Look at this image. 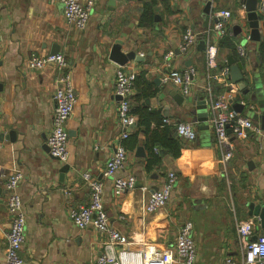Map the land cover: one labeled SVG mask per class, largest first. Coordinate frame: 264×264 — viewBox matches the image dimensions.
<instances>
[{"label": "crops", "instance_id": "crops-1", "mask_svg": "<svg viewBox=\"0 0 264 264\" xmlns=\"http://www.w3.org/2000/svg\"><path fill=\"white\" fill-rule=\"evenodd\" d=\"M248 2L93 0L87 27L77 31L66 25L61 0H0V175L8 176L14 169L22 174L16 190L26 218L25 241L19 252L23 264H96L103 237L91 228L77 229L68 217L71 207L88 202L83 173L103 184L109 223L130 242L121 246L128 251L142 248L141 242L153 252L174 247L182 224L189 220L196 264H224L226 257L241 258L235 230L238 221L253 218L255 234L264 233L260 218L249 214L257 206L264 209L263 108L253 102L252 111L240 113L259 130H248L243 138L228 130L232 156L224 164L209 109L206 102H200L208 80L213 94L228 100L232 109L237 102L250 101L247 87L241 89L230 77L227 81L234 88L217 79L221 69L229 67L227 57L232 56L228 51L223 58L217 47L220 38L212 29L207 38L205 31L217 19L210 16L223 9L231 12L227 36L235 46L240 43L247 49L246 60L236 59L243 65V80L251 88L260 79L264 88L259 41L245 40L250 33ZM257 16L261 36L264 15ZM186 28L197 38L184 54L178 46ZM207 44L217 48L213 67L206 64ZM115 45L122 55L133 56L117 63L110 57ZM168 52L172 55L166 60ZM56 53L67 62L63 72L70 75L77 99L65 126L69 154L65 163L52 158L46 145L60 72L54 64L29 67L32 54ZM188 66L196 68L188 97L160 83L171 68ZM118 69L136 75L130 96L136 122L123 141L114 94ZM258 101H264L263 94ZM164 119L192 123L196 139L178 138L172 126L160 125ZM119 143L127 151L125 166L113 177H105V163ZM64 165L68 169L61 172ZM170 171L177 182L168 203L148 213V195L165 182ZM127 175L135 177V187L116 195L114 177ZM5 196L0 181V264H4V233L11 219Z\"/></svg>", "mask_w": 264, "mask_h": 264}, {"label": "built area", "instance_id": "built-area-1", "mask_svg": "<svg viewBox=\"0 0 264 264\" xmlns=\"http://www.w3.org/2000/svg\"><path fill=\"white\" fill-rule=\"evenodd\" d=\"M63 6V18L69 27L77 31L84 30L92 14L93 0L83 2L82 0H61ZM260 14H259V13ZM257 14L264 15V0L257 1ZM216 17L212 28L205 31L208 38L212 29L216 37L221 38L229 33L226 31L227 22L231 18V12L227 9L215 12L210 17ZM212 17V18H213ZM196 34L191 28H186L182 34L178 50L187 53L196 42ZM249 41V35L245 37ZM217 48L215 44H207L205 51L206 64L213 67L216 59ZM236 52L240 58H245V47L238 43ZM172 55L168 52L165 59ZM47 64H54L60 74L57 78V86L53 95L55 100V109L53 113L52 129L46 139V145L50 156L60 163L68 160L67 150V132L66 123L69 120L74 105L76 104V94L71 84L70 75L64 73L67 62L62 54H48L39 56L32 54L29 59L31 69H41ZM196 68L193 66L183 68H171L168 73L160 78L161 84H169L178 88L181 95L188 97L190 95ZM229 67L221 69L217 79L231 86ZM135 73L118 69L115 73L114 94L118 98V120L122 130L121 140H125L130 135L131 127L136 122V117L132 114L130 108V96L135 81ZM234 88L235 86H231ZM204 100L209 109L210 124L215 135L216 144L223 152L222 162L228 163L232 153L228 150V130L236 136L243 138L246 132L251 129L259 130L249 117H244L236 112L230 106L228 100L216 97L213 94V88L209 80L203 85ZM245 106V104L243 103ZM254 108L250 105V110ZM172 126L174 133L178 138L193 142L196 139V133L193 124L190 122L170 121L164 119L162 125ZM127 161V151L122 143H119L113 150L111 157L107 160L103 175L113 177L117 171L125 166ZM83 179L88 184L89 199L86 205L71 207L68 211V217L71 223L79 230L91 228L97 231L102 237V251L96 258V264H196L197 252L192 238V222L187 220L182 224L177 235L174 247L165 249L162 252H153L146 248V244L141 242L142 248L137 251H128L122 248L128 245L127 238L115 230L109 223L107 213L103 205V184L92 178L89 173H83ZM22 178L20 170L14 169L8 176L0 175V181L4 184L5 205L10 213V225L4 233L6 247L4 251V264H23L19 254L25 241V223L26 218L22 211L21 198L17 193V186ZM177 182V176L174 172H169L165 182L157 189L151 191L145 202V210L153 213L164 207L169 199L171 191ZM136 185L135 177L127 175L125 177H114L113 190L116 195H121ZM142 190L146 191L145 187ZM255 220L253 218L241 220L236 223L235 230L240 244L241 258L235 260L232 257H226L224 264H264V233L255 234Z\"/></svg>", "mask_w": 264, "mask_h": 264}, {"label": "water", "instance_id": "water-1", "mask_svg": "<svg viewBox=\"0 0 264 264\" xmlns=\"http://www.w3.org/2000/svg\"><path fill=\"white\" fill-rule=\"evenodd\" d=\"M246 10L248 12V23L250 27V33H249V39L251 41H259L260 39V33H259V26H258V16L256 13V0H249L246 6ZM119 46L115 45L111 52H110V57L115 60L119 64H123L126 62L127 58H131L133 55L132 53L122 55L119 52ZM227 64L230 68V78L234 83H239V86L241 89L247 87V92L250 93L248 94V99L250 101L245 102V106L243 103H235L234 104V110L238 113H241L242 111L248 112L252 111L250 110V105L254 108L256 107L253 102H255L257 105L261 106L263 108L262 111V121H263V127H264V101L260 102L258 101L259 96L262 94L264 95V88L262 87V82L260 79H255L252 87L250 88V85H248L247 82L243 80V65L240 61H236L233 57H227ZM246 89V88H245ZM201 103L205 102L204 100L200 101ZM199 102V103H200ZM12 135V134H11ZM2 140V136L0 135V141ZM68 169V165H64L61 169L62 171H65ZM250 215H255L258 216L261 220V223L264 225V209L261 207H255L254 213H249Z\"/></svg>", "mask_w": 264, "mask_h": 264}, {"label": "trees", "instance_id": "trees-1", "mask_svg": "<svg viewBox=\"0 0 264 264\" xmlns=\"http://www.w3.org/2000/svg\"><path fill=\"white\" fill-rule=\"evenodd\" d=\"M232 40L234 41V39L232 37L227 36V35L220 38L217 47H218V51L220 52L221 56L224 58V54H227L228 51H230L228 53V55H231L232 57H234V59L246 60L244 58H239L238 57L237 52H236L235 43L234 42L232 43ZM234 48H235V52L234 51L232 52L231 50H233ZM245 53L247 55V49L246 48H245ZM257 53H258V56H260V61H259V64H260L259 67H260V66H263L264 65V59H263V53H264V23L262 24V34L260 36L259 49H258V52ZM132 114H133V112H132ZM160 125H162V122L160 123ZM135 138H136V136L133 135L132 136V140L134 141ZM172 144L175 145L176 142H173Z\"/></svg>", "mask_w": 264, "mask_h": 264}]
</instances>
